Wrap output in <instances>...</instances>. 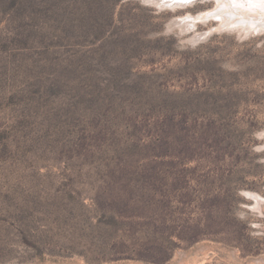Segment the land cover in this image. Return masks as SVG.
<instances>
[{"label":"rangeland","instance_id":"374dc122","mask_svg":"<svg viewBox=\"0 0 264 264\" xmlns=\"http://www.w3.org/2000/svg\"><path fill=\"white\" fill-rule=\"evenodd\" d=\"M215 8L0 0V264H264V31L172 26Z\"/></svg>","mask_w":264,"mask_h":264},{"label":"bare ground","instance_id":"6f19581e","mask_svg":"<svg viewBox=\"0 0 264 264\" xmlns=\"http://www.w3.org/2000/svg\"><path fill=\"white\" fill-rule=\"evenodd\" d=\"M147 1V0H146ZM161 7H183L194 4L198 0H149ZM216 8L213 11L202 13L198 16L188 15L177 20V25L182 29L194 28L196 23L217 19L219 27L227 28L248 35L253 31H264V0H213ZM174 22V21H173ZM196 38V37H195ZM261 207L262 198L250 194Z\"/></svg>","mask_w":264,"mask_h":264},{"label":"water","instance_id":"95a60500","mask_svg":"<svg viewBox=\"0 0 264 264\" xmlns=\"http://www.w3.org/2000/svg\"><path fill=\"white\" fill-rule=\"evenodd\" d=\"M177 23H178L177 20H174V22H172V26L177 25ZM208 35H209V34L205 35L204 38L207 37Z\"/></svg>","mask_w":264,"mask_h":264}]
</instances>
